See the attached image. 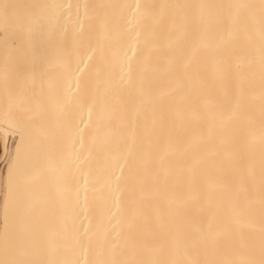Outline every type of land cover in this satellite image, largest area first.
I'll return each mask as SVG.
<instances>
[{
  "label": "snow or ice",
  "instance_id": "6c2138e0",
  "mask_svg": "<svg viewBox=\"0 0 264 264\" xmlns=\"http://www.w3.org/2000/svg\"><path fill=\"white\" fill-rule=\"evenodd\" d=\"M0 140V264H264V0H0Z\"/></svg>",
  "mask_w": 264,
  "mask_h": 264
},
{
  "label": "bare ground",
  "instance_id": "6f19581e",
  "mask_svg": "<svg viewBox=\"0 0 264 264\" xmlns=\"http://www.w3.org/2000/svg\"><path fill=\"white\" fill-rule=\"evenodd\" d=\"M31 2H44V3H109V2H115V0H31ZM173 2H178V0H173ZM209 2H213V0H209ZM13 139L14 138H9L7 140V144H8V149L9 151L12 150L13 147ZM3 141L0 140V145H2ZM3 166V168H2ZM0 174H4L6 175V169H5V164L4 161L2 159H0ZM3 218V212H2V208H0V221H2Z\"/></svg>",
  "mask_w": 264,
  "mask_h": 264
},
{
  "label": "rangeland",
  "instance_id": "374dc122",
  "mask_svg": "<svg viewBox=\"0 0 264 264\" xmlns=\"http://www.w3.org/2000/svg\"><path fill=\"white\" fill-rule=\"evenodd\" d=\"M2 168H3V166H2Z\"/></svg>",
  "mask_w": 264,
  "mask_h": 264
}]
</instances>
